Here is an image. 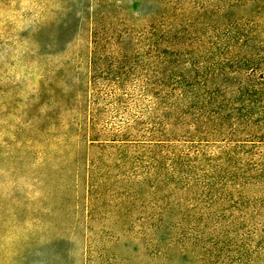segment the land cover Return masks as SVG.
Instances as JSON below:
<instances>
[{
  "label": "rangeland",
  "instance_id": "1",
  "mask_svg": "<svg viewBox=\"0 0 264 264\" xmlns=\"http://www.w3.org/2000/svg\"><path fill=\"white\" fill-rule=\"evenodd\" d=\"M0 264H264V0H0Z\"/></svg>",
  "mask_w": 264,
  "mask_h": 264
}]
</instances>
